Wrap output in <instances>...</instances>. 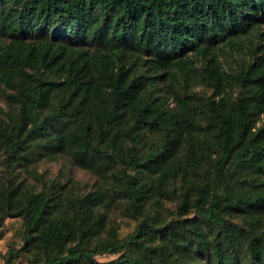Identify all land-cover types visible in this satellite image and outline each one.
Segmentation results:
<instances>
[{
	"label": "trees",
	"instance_id": "16d2710c",
	"mask_svg": "<svg viewBox=\"0 0 264 264\" xmlns=\"http://www.w3.org/2000/svg\"><path fill=\"white\" fill-rule=\"evenodd\" d=\"M256 30V54L226 96L217 53ZM177 76L214 88L203 107L210 138L195 139L191 96L175 95L174 108L169 89L154 95ZM1 85L17 114L0 118V224L20 216L23 242L4 264L21 252L30 264H264V0H0ZM64 153L98 173L119 166L117 197L144 215L132 232L102 235L100 191L22 186V170ZM198 154L211 162L209 181L191 182L169 220L145 214Z\"/></svg>",
	"mask_w": 264,
	"mask_h": 264
},
{
	"label": "rangeland",
	"instance_id": "374dc122",
	"mask_svg": "<svg viewBox=\"0 0 264 264\" xmlns=\"http://www.w3.org/2000/svg\"><path fill=\"white\" fill-rule=\"evenodd\" d=\"M259 30L251 31L248 34L242 35L235 40V45H227L220 49L217 53L221 63L223 75L228 83L225 86V95L235 97L238 90L236 75L242 67L243 60L252 57L254 47L259 44ZM261 54V53H260ZM257 54V55H260ZM255 56V55H254ZM254 56L252 58H254ZM193 67L195 70H202L205 65V60L193 56ZM183 77L158 81L157 86L161 91H157L154 95L164 93V90L169 89L168 104L170 107H176L175 95L180 97L191 96L192 105L196 111V118L201 122L200 134H197L195 139L210 138L209 128L205 122V108H203L209 98L216 97L214 88L207 83L199 80H192L189 83ZM3 91H9L4 86H0V118L13 122L16 118V105L9 103ZM153 91V87L150 88ZM264 122V115L259 118V123ZM208 133V134H207ZM189 141L191 139L189 138ZM186 149V146L184 147ZM212 151L211 147L205 149V155ZM3 155L0 156V183H3L4 176L1 174L5 169L3 165ZM120 168L115 166L105 173L81 168L75 164L70 154L64 153L52 158H42L36 163H33L27 170H22L18 176L22 186L38 190L42 187L51 190H57L61 195L72 194L82 196L90 192L100 191L105 195V203L99 207L100 211L106 213L107 220L102 235L114 234L122 238L132 232L144 215L133 216L127 209L126 201L123 198L117 197V188L119 186L118 176ZM186 173H179L176 178H169L165 187L166 193L163 196H158V202L149 201L145 205V214H151L153 219L169 220L172 216H176L173 211L177 209L182 198V194L191 182L207 183L212 177L211 162L205 156L197 155V159L188 162L186 165ZM196 196L192 193V199ZM189 217L197 216L194 208L190 209L187 214ZM228 218L235 222L243 223L245 217L241 214L232 213L227 215ZM264 219V217H263ZM260 224V222H259ZM261 230L264 229V223L258 225ZM22 219L20 216L8 215L0 224V264H4L5 257L11 247L20 248L22 242ZM127 253L135 254L136 249H127ZM118 257L116 254L97 255L96 259L99 262H108ZM33 259L32 253L21 252L14 264H30Z\"/></svg>",
	"mask_w": 264,
	"mask_h": 264
}]
</instances>
